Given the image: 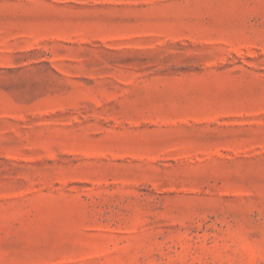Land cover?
I'll list each match as a JSON object with an SVG mask.
<instances>
[{"label": "rangeland", "instance_id": "obj_1", "mask_svg": "<svg viewBox=\"0 0 264 264\" xmlns=\"http://www.w3.org/2000/svg\"><path fill=\"white\" fill-rule=\"evenodd\" d=\"M0 264H264V0H0Z\"/></svg>", "mask_w": 264, "mask_h": 264}]
</instances>
